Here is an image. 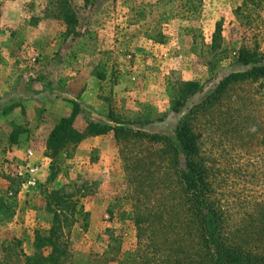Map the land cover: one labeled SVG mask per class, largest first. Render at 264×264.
Wrapping results in <instances>:
<instances>
[{"label":"rangeland","instance_id":"374dc122","mask_svg":"<svg viewBox=\"0 0 264 264\" xmlns=\"http://www.w3.org/2000/svg\"><path fill=\"white\" fill-rule=\"evenodd\" d=\"M70 5L76 23L68 27L54 0H0V264L46 254L50 230L64 232L65 264H161L170 248L192 246L172 148L136 133L177 144L184 117L225 230L256 244L264 80L234 83L201 105L225 75L244 70L241 48L264 63V0ZM74 104L76 129L94 121L126 130L85 137L49 157L48 134Z\"/></svg>","mask_w":264,"mask_h":264},{"label":"trees","instance_id":"16d2710c","mask_svg":"<svg viewBox=\"0 0 264 264\" xmlns=\"http://www.w3.org/2000/svg\"><path fill=\"white\" fill-rule=\"evenodd\" d=\"M54 1L67 26L75 24L76 16L70 0ZM237 59L245 67L244 70L225 75L201 106L211 103L212 99L219 97L234 83L264 80V63H259L255 50L241 48ZM185 86L184 91L188 94L196 90L193 82H187ZM78 112V104H74L70 115L61 117L53 126L46 139L47 156L54 157L67 144H77L85 137L103 135L112 131L118 138L126 130L119 124L112 126L94 121H89L83 130H78L74 127ZM16 133L14 132L15 135ZM136 133L140 138L148 137L154 141L169 142L168 147L172 148L171 164L188 206L187 220L195 227L190 237V243L194 242V244L186 249L170 248L168 252L166 251L168 254L161 259V264H264V215L261 214L260 218L254 219L257 223L255 228L260 234L254 235L253 242L256 244H251L250 247L243 244V238L238 239L231 235L229 230H225L221 214L208 200V182L198 161L199 144L188 118L181 119L175 128L177 144L158 133L149 134L139 130ZM15 135L12 137V142L16 140ZM178 149L184 157V164H180ZM56 198L59 204L62 197L56 195ZM54 219L59 221V214H55ZM63 233V230H50L42 242L49 248L47 253L39 252L33 256H26L25 264H65L68 250L65 240L62 239ZM147 263L148 259L141 264Z\"/></svg>","mask_w":264,"mask_h":264}]
</instances>
